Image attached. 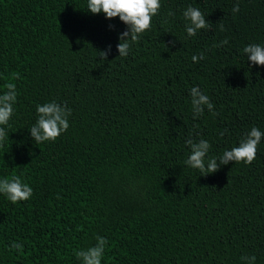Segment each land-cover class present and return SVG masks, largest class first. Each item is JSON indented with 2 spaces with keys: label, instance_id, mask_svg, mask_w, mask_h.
<instances>
[{
  "label": "trees",
  "instance_id": "1",
  "mask_svg": "<svg viewBox=\"0 0 264 264\" xmlns=\"http://www.w3.org/2000/svg\"><path fill=\"white\" fill-rule=\"evenodd\" d=\"M190 5L211 25L192 37ZM126 29L88 0H0V94L9 82L18 93L11 126H0V180L33 189L16 204L0 193V264H81L75 252L97 236L108 241L102 264H264V137L251 164L207 176L185 164L190 137L218 159L252 127L264 132V66L243 52L264 46V0H161L121 57ZM194 86L217 115L205 106L193 118ZM51 101L72 109L70 126L37 145L29 129Z\"/></svg>",
  "mask_w": 264,
  "mask_h": 264
},
{
  "label": "clouds",
  "instance_id": "2",
  "mask_svg": "<svg viewBox=\"0 0 264 264\" xmlns=\"http://www.w3.org/2000/svg\"><path fill=\"white\" fill-rule=\"evenodd\" d=\"M161 9V0H88V10L93 14L104 13L105 17L119 19L127 25V29L120 33L117 50L119 56L127 57L131 50V42H138L141 35L152 28V18L158 15ZM239 3L232 8L233 13L239 12ZM174 15V13H169ZM185 20L189 21L186 25V32L189 37L195 36L201 29H210L211 25L206 20V16L193 6H189L184 12ZM110 27H112L110 25ZM223 30V25H221ZM171 43H175L174 41ZM227 39L220 42V45L227 44ZM111 45L106 50L100 51L99 57L106 60ZM247 59L252 65L264 66V46L260 44H248L243 48ZM204 59V53L193 55L192 61L198 63ZM19 74H14L13 78H18ZM6 91L0 94V126H8L14 114V105L17 102V90L14 83L5 85ZM191 105L193 118L196 119L204 114L205 106L213 115L218 113L214 110V104L211 102L208 95L204 94L199 86H194L190 89ZM36 112L38 119L36 123L29 129L31 137L38 145L46 141H55L60 135L66 132L69 128L68 117L71 115L72 109L68 108L66 103L61 105L56 101H51L43 105H37ZM224 133H220L222 136ZM199 135V133H197ZM9 133L5 127H0V146H3L4 141L8 138ZM264 137V132H261L257 127H252L241 139L238 146L232 147L230 150H225L223 155L218 159L214 156L209 157L208 153L211 148L209 141L200 139L196 142L191 137L185 143L190 148V155L185 164L198 169L203 176L218 171L221 165H227L229 162L251 164L257 156L258 145ZM207 158V162H206ZM0 193L4 194L13 204L20 201H27L33 195V189L22 182L20 176H12L11 179L5 178L0 180ZM97 243L86 250L75 252L77 259L81 264H102V258L105 253V247L108 241L105 237L97 236ZM11 249L17 252L22 251L23 245L18 242H13L10 245ZM242 260L246 264H255V255L242 256Z\"/></svg>",
  "mask_w": 264,
  "mask_h": 264
}]
</instances>
